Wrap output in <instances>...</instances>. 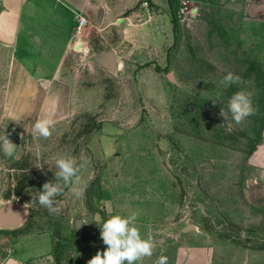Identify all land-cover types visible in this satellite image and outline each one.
Returning a JSON list of instances; mask_svg holds the SVG:
<instances>
[{"label": "rangeland", "instance_id": "obj_1", "mask_svg": "<svg viewBox=\"0 0 264 264\" xmlns=\"http://www.w3.org/2000/svg\"><path fill=\"white\" fill-rule=\"evenodd\" d=\"M145 1L90 14L52 135L33 129L0 158V206H26L0 229V264H87L106 248L97 218L132 212L155 244L137 264H264V0H190L192 14L172 17ZM108 52L114 72L94 59ZM229 72L241 80L225 87ZM241 90L255 113L236 124L220 111ZM68 155L88 161L81 195L65 186L50 214L36 197Z\"/></svg>", "mask_w": 264, "mask_h": 264}, {"label": "crops", "instance_id": "obj_2", "mask_svg": "<svg viewBox=\"0 0 264 264\" xmlns=\"http://www.w3.org/2000/svg\"><path fill=\"white\" fill-rule=\"evenodd\" d=\"M145 2L160 16L172 17L178 8V0ZM109 4V0H0V137L6 135L16 145L15 152L38 119L54 123L60 118L61 105L71 94L63 75L66 60L78 33L90 23V14L99 13L104 22L120 6ZM79 18L86 22L80 31ZM122 21L125 28L126 20ZM256 191L263 192L261 205L264 188Z\"/></svg>", "mask_w": 264, "mask_h": 264}, {"label": "clouds", "instance_id": "obj_3", "mask_svg": "<svg viewBox=\"0 0 264 264\" xmlns=\"http://www.w3.org/2000/svg\"><path fill=\"white\" fill-rule=\"evenodd\" d=\"M241 77L233 73H227L221 80L225 87L239 83ZM213 103H216L213 101ZM231 113L232 120L240 124L245 118L253 115L255 109L252 105L251 93L237 91L228 101V112L223 109L220 115L227 119ZM53 121L48 118L38 119L34 124V132L45 139L52 135ZM16 145L7 136L0 137V158H11L15 153ZM88 161L81 156L79 160L71 155L56 159L54 182H46L42 186L36 199L45 207L50 214L58 215L61 211L56 197L62 189L68 186L77 198L81 195L79 188L80 172L85 168ZM138 213L132 212L127 216L119 214L110 215L108 219L97 218L96 224L100 226V238L106 248L87 261V264H137L145 257H151L155 244L151 237L142 238L139 228L136 226ZM85 223V222H83ZM86 224V223H85ZM157 264H167V257L161 256Z\"/></svg>", "mask_w": 264, "mask_h": 264}, {"label": "water", "instance_id": "obj_4", "mask_svg": "<svg viewBox=\"0 0 264 264\" xmlns=\"http://www.w3.org/2000/svg\"><path fill=\"white\" fill-rule=\"evenodd\" d=\"M94 59L98 65L112 72L116 70L117 65L114 53H101L95 56ZM25 212V204L18 200L10 201L0 206V229L20 226L24 221ZM7 264H14V261L9 260Z\"/></svg>", "mask_w": 264, "mask_h": 264}, {"label": "built area", "instance_id": "obj_5", "mask_svg": "<svg viewBox=\"0 0 264 264\" xmlns=\"http://www.w3.org/2000/svg\"><path fill=\"white\" fill-rule=\"evenodd\" d=\"M190 0H178V8L176 10V15H183L184 13H186V11H188V3H189ZM145 6H147V3L145 2L144 3ZM193 13V10L191 11H188L187 14H192ZM85 20L82 19V18H79L78 20V27H77V30L80 31L84 25H85Z\"/></svg>", "mask_w": 264, "mask_h": 264}, {"label": "trees", "instance_id": "obj_6", "mask_svg": "<svg viewBox=\"0 0 264 264\" xmlns=\"http://www.w3.org/2000/svg\"><path fill=\"white\" fill-rule=\"evenodd\" d=\"M173 19V18H172Z\"/></svg>", "mask_w": 264, "mask_h": 264}]
</instances>
